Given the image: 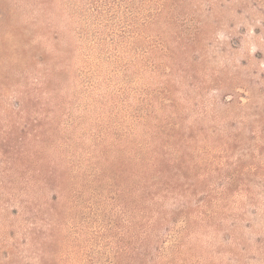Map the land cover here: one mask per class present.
Masks as SVG:
<instances>
[{
    "label": "rangeland",
    "instance_id": "374dc122",
    "mask_svg": "<svg viewBox=\"0 0 264 264\" xmlns=\"http://www.w3.org/2000/svg\"><path fill=\"white\" fill-rule=\"evenodd\" d=\"M0 264H264V0H0Z\"/></svg>",
    "mask_w": 264,
    "mask_h": 264
}]
</instances>
